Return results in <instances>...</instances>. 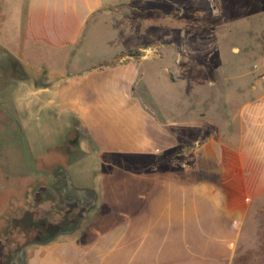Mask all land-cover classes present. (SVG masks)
<instances>
[{"label":"rangeland","instance_id":"1","mask_svg":"<svg viewBox=\"0 0 264 264\" xmlns=\"http://www.w3.org/2000/svg\"><path fill=\"white\" fill-rule=\"evenodd\" d=\"M26 5L0 0V108L7 115L0 112V170L27 173L20 180L32 193L31 203L11 211L10 230L0 224V264H22L20 248L50 241L81 216L78 236L100 233L91 227L98 216L134 207V177L156 159L168 129L186 128L187 112L204 109L200 101L225 89L228 99L249 97L254 75L264 80V0H113L109 13L91 18L75 43L58 50L23 44ZM236 105H227V115ZM51 153L69 156L64 168L94 186L97 206L87 211L91 201L64 194L63 179L39 174L44 168L34 163ZM158 165L169 166L165 159ZM235 264H264L263 205L249 214Z\"/></svg>","mask_w":264,"mask_h":264},{"label":"crops","instance_id":"2","mask_svg":"<svg viewBox=\"0 0 264 264\" xmlns=\"http://www.w3.org/2000/svg\"><path fill=\"white\" fill-rule=\"evenodd\" d=\"M112 4L27 0L23 44L57 50L73 44L88 21L109 13ZM261 64L262 77L264 60ZM256 78L251 96L228 99L225 89L221 98L200 101L203 110L187 112L191 122L186 128L162 135L165 144L158 143L156 159L134 177L136 188L129 193L135 197L134 207L98 216L91 227L102 231L94 237L78 236L77 230L26 245L24 264H235L249 214L264 206V80ZM230 102L237 105L227 115ZM211 103L217 106L208 116ZM79 150L88 154L83 144ZM59 159L65 162L69 156ZM163 159L169 166H156ZM26 175L16 177L27 180ZM72 178L93 192L88 205L97 206L100 197L94 186Z\"/></svg>","mask_w":264,"mask_h":264},{"label":"trees","instance_id":"3","mask_svg":"<svg viewBox=\"0 0 264 264\" xmlns=\"http://www.w3.org/2000/svg\"><path fill=\"white\" fill-rule=\"evenodd\" d=\"M136 54L134 53H130V57L135 56ZM17 66H18V62H17ZM21 66V65H19ZM18 68V67H17ZM16 76H18V74H16ZM0 112L2 113L3 117L7 116L6 113L4 112L3 109L0 108ZM54 155V156H53ZM57 153H51V155H49V161H45V163H37L35 162L34 165L35 167H43L44 169L40 170L39 172L42 173V176H53L56 175V170L57 169H61L64 168L66 165L63 164L64 162L61 161L59 159V156ZM47 169H46V168ZM60 167V168H59ZM44 177V176H43ZM47 177H44L47 179ZM0 179H1V186H0V202L2 203L1 207H0V224H2L3 226H5V229H9L10 230V226L13 223L12 220V216L14 217V215H12V210H14L13 208L15 207H21L23 205V203H31V186L28 187V189H26L25 186H23L21 184V180L19 177H6L4 176L2 170H0ZM48 180V179H47ZM40 183L43 182H36V185L39 184V187L41 186ZM14 185L15 191L12 192V186ZM43 186H42V190H40L41 192L43 191ZM33 190H36V186L33 188ZM29 194H28V192ZM37 192V191H36ZM35 192V193H36ZM20 194V196H18ZM18 205V206H17ZM25 207V206H24ZM1 231V229H0ZM5 232H7L5 230ZM46 242V241H45ZM35 243V242H33ZM37 243V242H36ZM38 243H44V242H38ZM15 245V244H14Z\"/></svg>","mask_w":264,"mask_h":264},{"label":"flooded vegetation","instance_id":"4","mask_svg":"<svg viewBox=\"0 0 264 264\" xmlns=\"http://www.w3.org/2000/svg\"><path fill=\"white\" fill-rule=\"evenodd\" d=\"M39 174H41L42 176L41 172ZM43 176L47 177L45 175ZM47 179H49L51 182H54V183H57L60 179H63L64 185L62 186V192L72 197L74 196L79 202L83 204L87 202L88 200H91V198L92 199L94 198V194L91 190L84 189L73 181V178L71 177V174H69L67 168H61L60 170H58L56 175H53L50 177L48 176ZM89 207L90 206L88 205L87 211ZM83 219L84 217L81 216L72 226H69V227L68 226L64 227L63 225L62 230H75V231L80 230ZM17 256L19 257V253Z\"/></svg>","mask_w":264,"mask_h":264},{"label":"water","instance_id":"5","mask_svg":"<svg viewBox=\"0 0 264 264\" xmlns=\"http://www.w3.org/2000/svg\"><path fill=\"white\" fill-rule=\"evenodd\" d=\"M22 142H23L24 152H25V154H26V157H27V159H28V161H29V164H30L31 167L33 168L32 161H31V159L29 158V156H28V154H27V148H26V145H25V140H24L23 135H22ZM33 169H34V168H33ZM74 232H75V230H62L57 236H60V235H63V234H72V233H74ZM57 236H55V237H57ZM25 247H26V246H23V247L20 248V250H19V258L21 259L22 264L25 263Z\"/></svg>","mask_w":264,"mask_h":264},{"label":"built area","instance_id":"6","mask_svg":"<svg viewBox=\"0 0 264 264\" xmlns=\"http://www.w3.org/2000/svg\"><path fill=\"white\" fill-rule=\"evenodd\" d=\"M263 78H264V75H263Z\"/></svg>","mask_w":264,"mask_h":264}]
</instances>
